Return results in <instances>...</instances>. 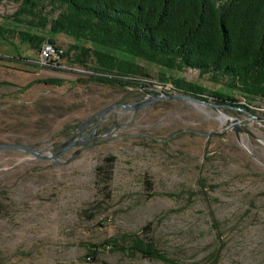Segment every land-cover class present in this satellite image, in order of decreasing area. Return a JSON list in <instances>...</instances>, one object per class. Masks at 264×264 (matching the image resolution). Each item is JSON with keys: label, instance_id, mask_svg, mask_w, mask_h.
Masks as SVG:
<instances>
[{"label": "rangeland", "instance_id": "rangeland-1", "mask_svg": "<svg viewBox=\"0 0 264 264\" xmlns=\"http://www.w3.org/2000/svg\"><path fill=\"white\" fill-rule=\"evenodd\" d=\"M16 8L0 3V26L14 29L3 18ZM30 33L64 52L75 44L48 28ZM13 36L0 39V82L8 84L0 87V143L50 158L0 152V264H264V102L240 112L171 99L115 107L101 118L96 140L54 158L52 145L107 106L165 92L170 83L161 74L219 86L197 71L164 72L140 59L133 61L148 73L140 87L98 85L90 68L68 58L41 66L39 48ZM43 79L64 84L22 90ZM233 120L252 135L236 134ZM108 239L141 240L173 262L102 248Z\"/></svg>", "mask_w": 264, "mask_h": 264}, {"label": "trees", "instance_id": "trees-1", "mask_svg": "<svg viewBox=\"0 0 264 264\" xmlns=\"http://www.w3.org/2000/svg\"><path fill=\"white\" fill-rule=\"evenodd\" d=\"M1 2L17 5V8L3 18L14 29L0 26V39L8 43L16 34L22 44L29 43L40 50L48 39L37 37L31 31L48 28L52 36L70 37L75 44L66 52L52 41L59 52V62L68 58L74 65L90 68L93 75L89 80L94 84L122 89L140 87L139 80L148 77L146 69L133 61L140 59L164 72L197 71L219 86L212 91L182 77L168 78L161 74L160 80L163 84L170 83L175 94L203 101L211 99V104L240 110L264 102V0ZM22 27L25 32L18 30ZM47 66L51 65H43ZM34 84L61 86L64 81L35 80L22 90ZM5 85L8 84L0 82V87ZM112 160L113 157L106 158V161ZM101 246L173 262L155 246L137 239L131 246L118 244L114 239L104 241Z\"/></svg>", "mask_w": 264, "mask_h": 264}, {"label": "water", "instance_id": "water-1", "mask_svg": "<svg viewBox=\"0 0 264 264\" xmlns=\"http://www.w3.org/2000/svg\"><path fill=\"white\" fill-rule=\"evenodd\" d=\"M164 99H171V100H187V101H191V102H195V103H200V104H205L208 105L210 107L216 108L219 107L218 105L215 104H211L209 102L200 100L198 98L189 96V95H185V94H175V93H166L162 90L158 91V95H153L152 99L146 101V102H142L136 105H132V104H128V105H124V104H113V105H109L106 108L102 109L101 111H99L98 113L94 114L91 118L93 117H97L98 120H100L103 116H105L111 109L115 108V107H120L121 109H125V110H129V109H137L140 107H143L149 103L155 102V101H159V100H164ZM232 109H236L241 111L238 108L233 107ZM235 122V120H233ZM233 129L236 132V134H238V132H246L247 134L252 135L247 129H245L243 126L239 125V123L235 122L233 125ZM238 136V135H237ZM238 141L241 143V145L246 149V151L251 155V157L256 160L257 162L261 163L254 155H252V153L250 152V150L247 148V145H244L241 140L238 138ZM6 150H10V151H22V152H26L38 159L41 160H47L50 157L45 155V151L43 150H36L33 147L27 146V145H23V144H13V143H0V152L1 151H6ZM64 151H59L57 153H51L52 156L58 157L60 155L63 154ZM262 164V163H261Z\"/></svg>", "mask_w": 264, "mask_h": 264}, {"label": "flooded vegetation", "instance_id": "flooded-vegetation-1", "mask_svg": "<svg viewBox=\"0 0 264 264\" xmlns=\"http://www.w3.org/2000/svg\"><path fill=\"white\" fill-rule=\"evenodd\" d=\"M91 117H89L81 126L74 128L67 135L66 141H63V143L60 144L52 145L50 148L54 150L53 152L64 151V154L70 147L80 146L79 144L81 142L96 140L97 136L102 133L101 129L97 128L101 123L102 119L98 120L97 117ZM93 122H95L94 126L89 129Z\"/></svg>", "mask_w": 264, "mask_h": 264}, {"label": "built area", "instance_id": "built-area-1", "mask_svg": "<svg viewBox=\"0 0 264 264\" xmlns=\"http://www.w3.org/2000/svg\"><path fill=\"white\" fill-rule=\"evenodd\" d=\"M58 53L55 48L53 47L52 44H50L49 42L45 43L42 45L40 51H39V55H38V62L40 65H57L59 64V57H58ZM165 92L168 93H173L172 90V85L171 84H167L165 86Z\"/></svg>", "mask_w": 264, "mask_h": 264}]
</instances>
